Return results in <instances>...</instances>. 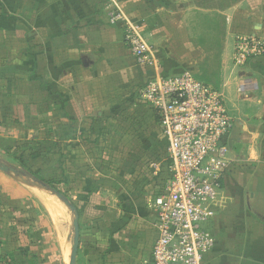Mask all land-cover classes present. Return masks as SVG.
<instances>
[{
    "label": "crops",
    "instance_id": "0c3cea01",
    "mask_svg": "<svg viewBox=\"0 0 264 264\" xmlns=\"http://www.w3.org/2000/svg\"><path fill=\"white\" fill-rule=\"evenodd\" d=\"M162 1L0 0V165L17 173L0 167V264H64L59 239L73 232L65 225L63 236L42 215L40 193H54L18 160L75 208V264H152L167 141L137 100L154 69L135 63L123 26L108 20L124 14L152 47L175 15ZM225 15L231 62L215 88L234 125L202 264H264V56L232 60L237 35L264 37V0H240ZM156 48L161 73L202 54L190 44L179 56ZM15 142L26 149L7 150Z\"/></svg>",
    "mask_w": 264,
    "mask_h": 264
},
{
    "label": "built area",
    "instance_id": "2783aa9c",
    "mask_svg": "<svg viewBox=\"0 0 264 264\" xmlns=\"http://www.w3.org/2000/svg\"><path fill=\"white\" fill-rule=\"evenodd\" d=\"M109 23L123 26V41L135 63L154 69L138 94L154 111L167 141L169 174L153 202L157 238L152 264H202L215 244L209 225L229 163L226 141L233 117L220 92L194 72L161 73L140 24L118 11L111 14ZM262 56L264 37H235L237 66Z\"/></svg>",
    "mask_w": 264,
    "mask_h": 264
},
{
    "label": "rangeland",
    "instance_id": "374dc122",
    "mask_svg": "<svg viewBox=\"0 0 264 264\" xmlns=\"http://www.w3.org/2000/svg\"><path fill=\"white\" fill-rule=\"evenodd\" d=\"M239 1L240 0L162 1L167 2L168 5L174 9L175 15L167 24L164 23L163 26H160L161 31L164 32L163 34H160L159 37L156 38L154 36L155 40L153 43L149 39V42L152 44V50L158 53L156 46L165 43L171 48L170 54L172 56H174L173 54L178 56L182 55L183 51H187L186 46L189 44L195 47H201L202 49V54L198 59L195 58L191 60L187 65H177L174 69L167 68L169 71L164 68L162 73L167 76H176L184 71H192L198 78L208 81L213 87L218 86L221 79L222 66H225L227 61L231 62L230 55L228 56L225 13ZM166 7H168L167 4ZM183 38L185 41L184 44ZM161 68L163 70L162 64ZM140 88L139 86L138 90L136 89L137 95ZM137 100L141 102L139 95ZM157 124L158 127H160L158 120ZM17 144L16 147L15 144H11V147L14 148V153L19 151V148H21L20 150L26 149L25 144L20 142ZM28 165L34 169L36 168L30 163H28ZM36 170L40 171L39 169ZM40 198L42 201L40 205H38L39 209L44 217L52 221L56 230L59 231V223L61 222L63 224L61 228L68 225V231L70 227L72 230L71 220L73 213L70 209L54 194L47 190L44 193H40ZM51 210L56 214L53 212L52 214ZM72 236L73 232L67 242V245L69 244L68 246L70 247L69 249H71L72 246ZM56 249L58 251V248ZM67 263L68 261L65 260L64 264Z\"/></svg>",
    "mask_w": 264,
    "mask_h": 264
},
{
    "label": "water",
    "instance_id": "95a60500",
    "mask_svg": "<svg viewBox=\"0 0 264 264\" xmlns=\"http://www.w3.org/2000/svg\"><path fill=\"white\" fill-rule=\"evenodd\" d=\"M0 167L4 170V171H11L13 173H16L14 170L10 169V168H6L2 165H0ZM17 174V173H16ZM55 196L61 200L63 202V204L68 207L70 209L71 212H73L74 214V219L72 222V227H73V237H72V246H71V250H70V255H69V260H68V264H75L76 261V255H77V251H78V245H79V230H78V222H77V215H76V211L75 208L69 204V202L65 199L62 198V196L60 194H56L54 193ZM258 217L264 221V216L258 215Z\"/></svg>",
    "mask_w": 264,
    "mask_h": 264
},
{
    "label": "trees",
    "instance_id": "16d2710c",
    "mask_svg": "<svg viewBox=\"0 0 264 264\" xmlns=\"http://www.w3.org/2000/svg\"><path fill=\"white\" fill-rule=\"evenodd\" d=\"M15 144V146H17L18 144L17 143H13ZM13 147H9V149L7 150H11ZM15 160H18V159H15ZM15 163H17V165H19L20 167L23 168V170L25 171V173H27V175L29 177H32L34 178L37 182L43 184V185H46V188L50 191H52L53 193H56V194H60V192H58L53 186L50 185L49 182L45 181L42 177H39L37 174L33 173L32 171H30L29 169H27L25 166H24V163L21 161V160H18V161H15ZM62 196L63 199L66 200V197L62 194H60Z\"/></svg>",
    "mask_w": 264,
    "mask_h": 264
},
{
    "label": "bare ground",
    "instance_id": "6f19581e",
    "mask_svg": "<svg viewBox=\"0 0 264 264\" xmlns=\"http://www.w3.org/2000/svg\"><path fill=\"white\" fill-rule=\"evenodd\" d=\"M52 212H53V210H51V213ZM53 213L56 214L55 212H53ZM59 224H60L59 232L60 233L62 232L63 233V236H65L66 235V234L64 235L65 232H64L63 228H61V226H63L62 222L59 223ZM67 240L68 239H65V238H62V237L59 239L60 253H61V256H62L64 262H65V260L68 261V257H69V253H70V249H69L70 247L68 246L69 244L67 245Z\"/></svg>",
    "mask_w": 264,
    "mask_h": 264
}]
</instances>
